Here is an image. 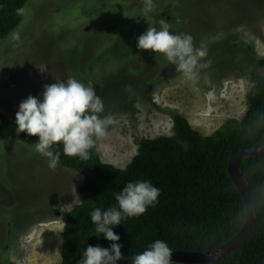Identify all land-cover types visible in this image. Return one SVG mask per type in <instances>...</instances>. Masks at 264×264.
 Masks as SVG:
<instances>
[{"label":"rangeland","instance_id":"obj_1","mask_svg":"<svg viewBox=\"0 0 264 264\" xmlns=\"http://www.w3.org/2000/svg\"><path fill=\"white\" fill-rule=\"evenodd\" d=\"M153 4L145 14V0H29L22 22L0 38V110L15 118L19 103L46 84L91 81L104 104L100 115L116 121L94 144L103 161L122 169L138 140L172 134V118L154 105L177 111L205 135L229 118L241 120L252 73L262 71L264 0ZM161 19L205 47L195 82L163 55L136 48V38ZM81 181L61 165L50 169L34 144L0 138V264H60L64 222L79 203Z\"/></svg>","mask_w":264,"mask_h":264},{"label":"trees","instance_id":"obj_2","mask_svg":"<svg viewBox=\"0 0 264 264\" xmlns=\"http://www.w3.org/2000/svg\"><path fill=\"white\" fill-rule=\"evenodd\" d=\"M28 1L0 0V38L22 22ZM242 46L253 52L245 42ZM257 67L262 71L252 73L253 87L246 95L247 110L241 120L229 118L205 135L177 111L154 105L172 118V134L138 140L136 154L123 169L103 161L95 144L86 160L66 156L62 145H53L54 151L61 152L58 163L82 177L79 203L67 212L64 222L60 264H77L87 245H110L95 231L90 214L95 208L116 207L114 195L136 180H148L160 195L143 215L122 219L113 228L120 237L121 259L139 254L157 239L171 250L205 252L233 238L245 222L246 206L228 173V160L235 150L264 143L263 57H257ZM0 138L23 144L37 139L18 133L14 118L1 110ZM241 170L254 197L253 235L243 247L206 264H264V154L245 158Z\"/></svg>","mask_w":264,"mask_h":264},{"label":"clouds","instance_id":"obj_3","mask_svg":"<svg viewBox=\"0 0 264 264\" xmlns=\"http://www.w3.org/2000/svg\"><path fill=\"white\" fill-rule=\"evenodd\" d=\"M153 10V0H145L144 13ZM159 24V28L147 27L136 38V48L163 55L183 78L195 82L199 69L206 66L200 63L206 56L205 47H196L190 34L171 32L164 19ZM103 112V101L96 95L92 82L85 84L69 77L64 82L44 85L38 97L29 95L22 100L14 124L18 133L37 137L35 151L47 158L50 169H55L61 152L54 151L53 145L58 143L66 156L89 158L95 140L104 138L116 122L113 114L100 115ZM159 195L160 189L148 180H136L128 182L114 195L116 207L103 211L95 208L90 214L95 231L111 243L107 248L87 245L77 264H117L122 257L121 245L117 243L120 237L113 228L120 225L122 219L143 215L149 207L155 206ZM171 257L168 244L157 239L131 256V261L132 264H172Z\"/></svg>","mask_w":264,"mask_h":264},{"label":"water","instance_id":"obj_4","mask_svg":"<svg viewBox=\"0 0 264 264\" xmlns=\"http://www.w3.org/2000/svg\"><path fill=\"white\" fill-rule=\"evenodd\" d=\"M263 154L264 143H261L248 149L233 151L228 160V173L240 191L246 206V219L239 232L229 241L213 250L205 252L172 250V263L206 264L243 247L249 241L256 226V208L251 187L241 170V164L245 158ZM117 264H132L131 257L121 259L117 261Z\"/></svg>","mask_w":264,"mask_h":264},{"label":"crops","instance_id":"obj_5","mask_svg":"<svg viewBox=\"0 0 264 264\" xmlns=\"http://www.w3.org/2000/svg\"><path fill=\"white\" fill-rule=\"evenodd\" d=\"M57 166L60 168V165H58V163H57Z\"/></svg>","mask_w":264,"mask_h":264}]
</instances>
